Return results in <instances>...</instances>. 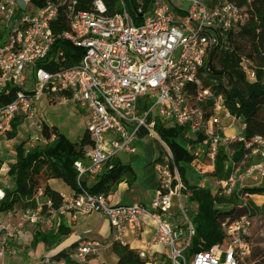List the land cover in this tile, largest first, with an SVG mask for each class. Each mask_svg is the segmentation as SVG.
<instances>
[{
  "label": "built area",
  "instance_id": "built-area-1",
  "mask_svg": "<svg viewBox=\"0 0 264 264\" xmlns=\"http://www.w3.org/2000/svg\"><path fill=\"white\" fill-rule=\"evenodd\" d=\"M146 1L137 0L133 17L124 0H117L114 14L108 13L102 0H95L89 10L80 9L77 0H46L42 7L32 0H0V93L16 89L14 99L0 106V135L10 132L17 119L34 121L44 98L60 104L72 101L85 112L91 140L84 159L75 163L80 184L95 182L119 153L135 154L131 145L141 132L160 140L156 122L177 127L185 131L183 139L195 157L192 165L201 164L203 158L214 170L220 147L228 149L225 164L232 174L224 180H204L199 186L212 184L219 197L237 194L238 209L248 210L250 195L241 191L264 180V138L245 139L243 119L226 109L222 95L204 86L207 74L202 69L213 49L224 48L228 35L248 24L252 0L243 6L234 0H149L150 8L145 10ZM29 5L35 9L29 11ZM59 15L65 17L67 29L56 35L53 28ZM58 39L80 49L79 59L68 66L59 51L50 58L62 64L57 70L37 68ZM244 64L247 79L255 81V71ZM29 76L34 78L33 86ZM236 143L247 152L240 163L233 162L231 148ZM168 155L166 164L154 168L158 187L150 208L141 203L114 205L106 195L82 189L61 194L63 204L58 210L49 202L46 212L38 203L19 215L0 212V256L10 252L8 242L19 243L25 228L39 224L44 214L76 220L96 213L109 223L110 241L79 238L71 257L76 264H88L89 257H99L113 244L130 247L129 238L141 239L147 222L155 231L146 247L136 250L146 264H254L249 211L238 220L226 219L222 223L225 240L188 260L186 252L196 235V204L190 203L169 148ZM176 207L185 224L174 223L171 211ZM45 259L43 264H66L63 259Z\"/></svg>",
  "mask_w": 264,
  "mask_h": 264
},
{
  "label": "trees",
  "instance_id": "trees-1",
  "mask_svg": "<svg viewBox=\"0 0 264 264\" xmlns=\"http://www.w3.org/2000/svg\"><path fill=\"white\" fill-rule=\"evenodd\" d=\"M79 8L89 10L95 0H77ZM107 6L108 13L114 14L118 10L117 0H102ZM239 6H243L247 0H234ZM36 7H42L46 0H32ZM126 7H129L130 14L135 16V9L138 7L136 0H124ZM253 15L248 24L235 33L228 35L225 47L213 49L208 56L206 66L202 69L207 74L204 79V86L211 87L217 96L222 95L224 106L235 117L242 118L246 125L244 136L247 140L255 137L264 138V0H252ZM150 8V1L145 2V10ZM54 33L60 34L67 29V22L64 16L59 15L55 23ZM61 51L68 66H72L81 56V50L64 40H56L50 54L46 60L37 64V68L44 67L53 72L62 64L50 60ZM244 63L255 71L256 79L250 82L247 79ZM208 79H211L210 82ZM16 89L0 93V106L9 104L15 96ZM55 103L54 100H51ZM212 104V103H211ZM23 119H17L12 124V129L6 134L9 141L14 140ZM42 137L45 145H37L30 149L27 142H22L15 147V180L12 190L2 189L3 197L0 200V212L6 213L14 211L20 204L25 203L28 208H35V200H41V205L47 211V204L50 202L54 210H58L62 204L61 194L50 185L51 181H62L73 193H78L85 189L91 194H104L110 196L116 188L123 182H128L131 176L134 178L135 172L131 165H124L119 161L109 162L104 173L95 182L78 183L75 163L83 160L86 149L91 145L89 135L85 131L82 139L78 143H70L64 134L57 127L42 124ZM155 132L160 139L168 146L173 163L179 171L182 182L187 187L191 202L196 204V214L193 219L196 235L191 247L186 252L187 258L195 253L208 251L213 246L222 243L225 235L222 230V223L226 219L238 220L248 213V210L238 209L239 197L234 194L230 197H219L212 190L211 185L205 188L199 186V181L203 179L191 177L189 167L195 157L187 148V143L183 139L184 130L174 127L163 126L160 122L155 124ZM141 132L140 136H144ZM52 137L54 140L51 141ZM234 150L233 162L240 163L245 154L243 145L236 143L232 145ZM228 149L220 147L216 160L215 171L208 175L212 179L224 180L232 174L231 167L226 166ZM161 158L154 161L159 163ZM113 167L110 169V166ZM210 182L209 180H207ZM264 196V186L245 188L241 194ZM224 207V208H223ZM225 207H232L227 209ZM259 208H253L257 211ZM264 214V205L260 210ZM71 235V229L60 223L56 234L46 236L36 232L32 246L40 244L51 247L59 244L66 237ZM78 244V243H77ZM74 244L72 248L76 246ZM112 252L117 257L116 264H146L141 259L136 250L129 246L113 244ZM60 255V254H58ZM257 256H254L255 259ZM66 260V264H76L68 257L57 256V260ZM258 259V258H257ZM256 260V259H255ZM164 264H171L167 261ZM258 264H264V258Z\"/></svg>",
  "mask_w": 264,
  "mask_h": 264
},
{
  "label": "rangeland",
  "instance_id": "rangeland-1",
  "mask_svg": "<svg viewBox=\"0 0 264 264\" xmlns=\"http://www.w3.org/2000/svg\"><path fill=\"white\" fill-rule=\"evenodd\" d=\"M141 1L145 0H138L139 3ZM20 2H22V0H19V3ZM27 9L29 11H33L35 7L33 5H29ZM129 10L130 9L128 7L127 11L129 12ZM29 77L32 85L34 78L33 76ZM208 80L212 82L211 79ZM84 115L85 112L79 110L72 101L65 103V105H61L59 102L52 103L51 101H48L46 98H44L41 100L38 106L36 119L34 121H24L23 125H21L19 128L17 137L14 140L9 141L6 135H0V188L4 190H12L14 187L16 163L15 147L17 145L22 142H27L28 149L37 145L44 146L45 141L42 137L41 129L42 124L44 123L49 126L57 127L59 131L65 135L66 139L70 143H78L82 139L86 130V123L83 120ZM228 133L231 134L232 131H229ZM131 147L135 150V154L122 152L117 155L116 160L121 164L131 165L136 176L134 178L128 176L127 178H130L128 182L132 181V184L128 185V192H123L121 195V191H118L117 189V191H115L116 196L121 195V201L123 203H141L146 204L150 208L151 199L154 197V192L150 186L151 178L155 176L154 161L161 158V161L156 163V165L166 164L165 159L168 155V148L161 139L159 140L157 137H153L148 134L144 136L138 135L133 141ZM201 156H203V154H201ZM200 161L201 164L199 161L194 162L193 165V162L191 163L192 166L190 165L188 172L190 173L191 177H193V179L190 178V181L193 182L194 178L202 177L203 179H201L199 182L204 180H209L211 182L213 179L208 175L213 174L215 168L214 170H210V168H208L209 162L206 159L200 158ZM243 171L244 169L242 168L241 172ZM157 178L158 175L156 179H154L155 184L158 182ZM209 185H211L212 190L217 193V188L212 184ZM250 186L251 184L246 185L248 188ZM260 186H264V180L260 185L254 187ZM54 187L59 191L69 193V188L66 187L62 181H55ZM174 201L176 202V200ZM35 203L37 204V200H35ZM246 204L248 206V211L250 212L249 218L253 224V236L251 238L252 244L254 246L252 261L254 264H258L264 258V214L260 211L264 205V196L251 195L246 200ZM193 207L195 208V206ZM26 208H28L27 205L23 203L18 205L14 211H16V214L19 215V213ZM225 208L231 209L232 207ZM253 208H259V210L253 211ZM171 212L174 214L173 219L175 224L180 225L179 222L185 224L183 214L177 207ZM195 214L196 210H194V215ZM94 216L97 217V215ZM49 223L53 224L52 228L49 227ZM59 223L64 224L66 221L59 216H54V218H52L50 215L44 214L41 222L38 225H31V228H27V234H23L19 243L13 244L8 242L10 252L6 251L4 256H0V264H43V262L46 260L45 258L51 257L54 260H57V256H65L73 261L71 257L79 245L76 242H73L75 239H71V237L64 238L61 244H59L60 247H58V250L61 251L59 253L60 255H51L46 250L44 245H38L37 247L32 246L33 237L31 238V236H34L36 232H41L42 234L45 233L46 236H54L57 230L55 225ZM96 223L97 222L95 220L94 227H96ZM88 238L92 239L95 238V236L91 234L88 236ZM100 239L101 240L97 241L106 244L107 240L105 237ZM72 242L73 244H76L74 249L72 248ZM2 247L3 246L0 242V252L2 251ZM56 249L57 247H53L52 253L58 252ZM111 251L112 248H110V250L103 251L99 257H89L87 261L89 262L88 264H114ZM254 256H257L255 258L256 260L253 258ZM189 259L191 260V258H188V260Z\"/></svg>",
  "mask_w": 264,
  "mask_h": 264
},
{
  "label": "crops",
  "instance_id": "crops-1",
  "mask_svg": "<svg viewBox=\"0 0 264 264\" xmlns=\"http://www.w3.org/2000/svg\"><path fill=\"white\" fill-rule=\"evenodd\" d=\"M61 105H65V103L64 104L61 103ZM37 110H38V108H37ZM83 120L86 123V115H84ZM156 177L157 176H156V173H155V176H153L151 178V182H150V186H151L153 192H155V190L158 187V182H156V184H155V181H154V179H156ZM14 178H15V174H14ZM54 183H55V181H51L50 185L54 187ZM91 183H92L91 181L87 182L88 185H91ZM118 187L116 188L115 191H117V189H118V191L120 190L121 191V195H122L123 192H126V191L128 192V189H129L128 188V183L123 182ZM56 190L60 194H65V195H70V194L73 193L72 190H70V189H69V193H66L64 191H59L58 189H56ZM115 191L110 196L107 197L109 202L111 204H114V205L115 204H126V203H123L121 201V195L120 196H116V192ZM37 203L40 204L41 200L37 199ZM94 215H97V217H95ZM59 217L63 218L66 221V223H64V225H66L68 228L71 229V235L69 237H71V239H75L73 242L78 243L79 238L85 239V240H89V241H97V240H101L100 238H104V237L106 238L107 242L110 241L111 228L109 226V223L107 222V220L103 216H101L99 214H92V215H90L88 217L78 218L76 220H74L73 218H71V216H68V215L67 216H59ZM95 220L97 222L96 223V227H94ZM59 225H60V223L56 224L55 227L58 228ZM31 227H32L31 225L27 226L26 230H24L23 234H25V233L27 234V228H31ZM145 227L146 228L144 229V233H143L141 239L136 240L133 237L129 238L128 241L131 244V246H130L131 249H133V250H142V249H144L146 247L147 243L149 242L151 236L153 235V233L155 231L154 230L155 228H154V226H153V224L151 222H147ZM56 232H57V230H56ZM23 234H22V236H23ZM43 234L46 235L45 233H43ZM91 234L94 235L95 238L89 239L88 236L91 235ZM32 237L34 238V236H31V238ZM69 237H66V238H69ZM73 242H72V244H73ZM97 242H99V241H97ZM59 244H61V243H59ZM59 244H55V245H53L51 247L45 246L44 244H40V245H44L46 247V250L51 255H53V254L57 255V254H59L61 252V251L58 250V247H60ZM53 247L54 248L57 247L56 250L58 252L52 253L53 252V250H52ZM111 255H112L113 259H114V264H116L117 263V257L113 254L112 251H111Z\"/></svg>",
  "mask_w": 264,
  "mask_h": 264
},
{
  "label": "bare ground",
  "instance_id": "bare-ground-1",
  "mask_svg": "<svg viewBox=\"0 0 264 264\" xmlns=\"http://www.w3.org/2000/svg\"><path fill=\"white\" fill-rule=\"evenodd\" d=\"M3 196V193H2V191L0 190V198Z\"/></svg>",
  "mask_w": 264,
  "mask_h": 264
}]
</instances>
